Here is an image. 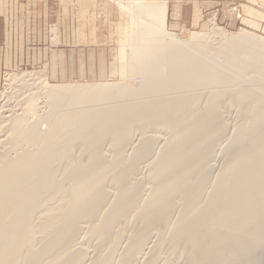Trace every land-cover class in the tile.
<instances>
[{"label": "bare ground", "instance_id": "1", "mask_svg": "<svg viewBox=\"0 0 264 264\" xmlns=\"http://www.w3.org/2000/svg\"><path fill=\"white\" fill-rule=\"evenodd\" d=\"M129 2L121 77L140 84L9 79L41 87L0 100V264H264V36L215 18L182 38L165 3Z\"/></svg>", "mask_w": 264, "mask_h": 264}, {"label": "crops", "instance_id": "2", "mask_svg": "<svg viewBox=\"0 0 264 264\" xmlns=\"http://www.w3.org/2000/svg\"><path fill=\"white\" fill-rule=\"evenodd\" d=\"M147 1L166 4L167 25L175 33L203 28L212 14L225 27L264 35V0ZM117 11L111 0H0V67L3 60L12 67L32 62L48 65L53 75L105 77L110 44L118 41ZM91 22L106 23L101 36Z\"/></svg>", "mask_w": 264, "mask_h": 264}, {"label": "rangeland", "instance_id": "3", "mask_svg": "<svg viewBox=\"0 0 264 264\" xmlns=\"http://www.w3.org/2000/svg\"><path fill=\"white\" fill-rule=\"evenodd\" d=\"M111 1L114 2V8H116V10H118L117 12H114V13L116 14L117 19H118L117 20L118 21L117 22V26H118V32H119V34H118V37H117L118 41L115 42V43L110 44V48H111L110 49V65H109V74L107 76H105V77L104 76H102V77L101 76H99V77L97 76V78H92V79L91 78L80 79V78H75L74 76H71V75H67V76L53 75L50 72V70L48 68V65H45V64H37V63L34 64L32 62H28V64L25 63L22 66L21 65L20 66L18 65L16 67L15 66L12 67V66H10V63L8 64V63H6L5 60H3L2 61V65L0 67V100H3V98L5 99V96L10 95V94H11L10 96H12L14 94L12 97L15 98V97L18 96V94H21L20 92H22L23 95H26L27 93L30 94V92H32L33 89L34 90L36 89L35 91H38L39 90L38 87L39 86L41 87V84H38L37 85L38 87L36 85H32V83L34 82L33 79H32V81L28 80L27 82L29 84H27V85L22 84V83L26 82V81H23L22 79H17L15 81L9 80L13 75H17V77L18 76L20 77V75H22L23 72H27V74H30V77L27 75L29 79L30 78L40 77L39 80L37 78L35 81H41V80H43V82L45 81L48 84L74 83V82H81V83H85V82H116V81H130L129 83L131 85H138V84H140L141 83V81H140L141 80V77H139L138 75H133V76H130L129 75L128 76V74H127V76L125 75L126 77L124 75H123L124 77H121V69H122L121 63H123V61H124L122 59V56H121V47L124 46L126 43H128L129 39L131 38L132 31L133 30H136L138 28V19L136 18L135 15H133L131 13V7H130V2L129 1H125V2L124 1H120L119 2L118 0H116V1L115 0H111ZM215 18H216L215 16L213 17V15L210 14V15H208L206 17V19H205L206 23H205V25H204L203 28L198 29V30L184 31L182 33H178V35L180 37H182V38H188L189 35H190V33L191 32H194V31L200 32V33H203V34H208V33L211 34L212 33V29L215 26V24L212 23ZM215 22H216L217 26L222 27V29L226 30L229 33H235V32H238L239 30L243 29L240 26H237V27H234V28L225 27L222 24H220L219 22H217V19H215ZM91 23H92V29L95 32H97L100 36L102 34V31H104L107 28L105 22H91ZM167 28H168V25H167ZM108 30H110V28H108ZM168 30L172 32L171 29L168 28ZM55 31H57L56 28H55ZM256 33H258V32H256ZM258 34H260V33H258ZM219 39L220 38H217V40H219ZM101 45H103V44L100 43V44H96L94 46L98 48V46H101ZM126 49H127V52L130 51V47H129L128 44H127ZM96 53H97V56L100 55L99 52H96ZM103 55H104V53H103ZM2 66H5V67L2 68ZM14 82H15V84H14ZM262 83L261 84L264 85V81H262ZM211 89L217 90V87L212 85L211 87H203V88H201L199 90V92H202V95L204 96V101H203L204 104H205V101H206V97L209 95V91ZM12 90L15 91V92L13 93ZM24 91H25L26 94L24 93ZM40 99L41 100L39 101V104L40 103L41 104L39 106H42L43 107L44 105H46L47 99L45 97H40ZM0 103L1 104H4V101H1ZM204 104L202 103V106ZM46 106H44L43 108L42 107H40V108H42L43 110L47 111L49 109V107H48V105H46ZM220 106H221L220 107L221 108L220 110L222 111V115L226 117L225 120H227V122L229 121L227 124H228L230 130L234 129L236 126H238L242 122L243 115H242V111H241V106L240 105H238L236 103H233L231 101H224V102H222V104ZM40 108H39L40 111L38 110L39 115H40V112L42 113V115H44V111L42 109H40ZM3 116L5 117L6 114H4ZM2 119L3 118L0 119V123H2L1 122V121H3ZM32 119H34V118H32ZM1 125H3V123ZM2 127L0 128V133H1V131H4L5 132V130H3V128L5 127V125H4L3 128ZM44 128L45 127L42 126V129L43 130H45ZM4 132L0 134V140H1L0 141V150L1 151H6V150L11 151L10 152L11 155H14L15 154V152L13 151L14 149L8 148L10 146V144L7 143V141H6V134ZM137 132L135 134H137ZM229 132H231V131H229ZM157 135H161V133L159 132V133H157ZM162 144H160V145L162 146ZM104 148H105V151L108 152V154L110 153V151L112 149L111 146H109V144H108L107 141H105V145L103 147V150H104ZM158 148H156V151H160L161 147H158ZM76 150H77V152L79 151V153H77L75 151V153H76L75 156H78L79 154H81L79 147H76ZM224 161H225V158L223 156L221 157V155H220L219 158H217L216 164H217L218 171L221 168L219 164L223 165ZM144 165L146 167V165H148V164H144ZM144 165H143V167H144ZM141 176L142 175H140V177ZM145 185L146 186H149L148 183H145ZM130 225H128L129 227H126L125 226L126 227V237H128L133 232V227H132V225L131 226ZM127 229H129V230H127ZM157 231H158V229L157 230L154 229L153 236H154V233L157 232ZM152 239H154V238H152ZM123 241L124 242H122V245H121L119 251H121L122 248L126 246V240H123ZM91 248L89 247V250ZM90 251H92V249ZM162 252H160L161 255H162V257H163V255L166 256L167 253H165V251H162ZM166 252H167V250H166ZM142 255L143 254L140 255V258L143 259V256ZM183 257H181V258H183ZM181 258H179L180 260H178L177 257H176V260L174 258H172V261L174 260V262H177L178 264H180V262H181V264H184L186 262V259L184 258L185 259L184 260V259H181ZM142 259H141V261H142ZM181 260H183V261H181ZM137 263L140 264V262H137ZM117 264H119V263H117ZM173 264H176V263H173Z\"/></svg>", "mask_w": 264, "mask_h": 264}]
</instances>
